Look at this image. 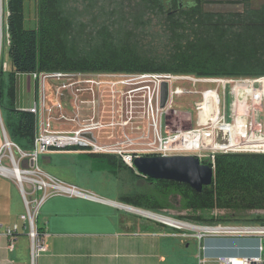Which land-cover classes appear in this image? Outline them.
Instances as JSON below:
<instances>
[{
  "label": "trees",
  "instance_id": "obj_1",
  "mask_svg": "<svg viewBox=\"0 0 264 264\" xmlns=\"http://www.w3.org/2000/svg\"><path fill=\"white\" fill-rule=\"evenodd\" d=\"M250 1H241L242 11L223 13L206 11V0H38V27L26 29L24 0H10V97L16 94L15 73L264 77V3L252 7ZM16 115L13 138L30 150L35 116ZM88 156L104 157V170L114 174L130 170L115 154ZM214 172V182L202 192L187 183L146 177L155 189L120 200L151 210L167 209L171 198L180 197L182 208L194 213L264 211V153H219ZM254 220L264 224V216Z\"/></svg>",
  "mask_w": 264,
  "mask_h": 264
},
{
  "label": "crops",
  "instance_id": "obj_2",
  "mask_svg": "<svg viewBox=\"0 0 264 264\" xmlns=\"http://www.w3.org/2000/svg\"><path fill=\"white\" fill-rule=\"evenodd\" d=\"M9 3L10 0H0V149L7 139L22 151L31 152L34 147L24 150L13 138L18 121L16 112H30V109L37 107V113L34 114L37 136L42 123L50 118L48 108L58 104L62 105V109H57L51 119L56 132L71 133L83 121L95 119L102 125L93 132L96 143L103 147L114 146L111 145L112 138L117 137L119 131L109 126V120L104 122V111L97 112L98 99L88 97L89 92L79 94L75 88H71L63 91L61 96L58 93L59 81L48 79L51 82L49 91L48 80L44 81L39 75L34 76V73L45 72L15 73L16 94L11 99L10 87L14 67L9 56ZM24 26L26 29H37L38 0H24ZM5 63L7 71H4ZM82 99L86 100H83L86 105L79 106L78 101ZM62 115L75 121H65L61 119ZM95 150L97 151V146L93 152ZM40 158L44 164L39 159V166L45 173L75 187L84 195H52L42 203L35 227L40 230L47 251L33 258L30 225L21 218L27 213L21 185L13 176L0 172V264H124L126 258L140 255L142 249L160 248L152 240V235H139L136 232L139 223L125 218L124 211L120 209L124 204L101 194L104 189L96 194V190L90 188L74 170L75 167H83L88 160L89 170L102 174L103 179L104 172L119 178L118 173L104 170V157L88 156L87 148L79 147L50 150ZM65 168L70 170L66 171ZM26 187L29 188V185ZM256 212L264 216V211ZM204 225L206 224H194L197 227L196 233L187 236L175 235L193 240L195 245L192 250L189 249L193 264H229L220 260L223 257L259 258L249 264H264L263 223L252 219L246 223L217 224L235 229L251 228L250 232H207ZM15 226V235H7V229H13ZM195 240L199 243L198 249ZM182 242L186 244V241L181 240ZM11 244L13 248L10 247Z\"/></svg>",
  "mask_w": 264,
  "mask_h": 264
},
{
  "label": "built area",
  "instance_id": "obj_3",
  "mask_svg": "<svg viewBox=\"0 0 264 264\" xmlns=\"http://www.w3.org/2000/svg\"><path fill=\"white\" fill-rule=\"evenodd\" d=\"M38 75L41 76L44 81L48 79L59 81L60 85L58 93L61 96H63V91L71 88L81 89V86L85 84L97 86L108 85L114 96L118 93V90L122 88L126 90L125 94L128 95V98L131 100L136 96H142L144 99L145 114L140 116L139 120L143 123L145 121L148 123L149 134H151L149 136L154 138L155 145L151 150L153 153L157 154V156L194 155L199 158L201 162H208L210 163L209 165L214 168L216 155L219 153H264V103H262V98L264 99V77L246 79L215 77L195 78L196 81L216 82L219 85H223L224 98L220 95L218 88L207 90L204 94V101L198 106V125L202 126V128L197 129L194 126L192 114H185L186 116L184 118L189 122L190 127L184 129L182 123L180 125L177 124V121L179 120L178 111L169 109L168 105L173 96L186 92L191 93L189 91L185 92V90L179 86L174 87V82L188 79L186 78L188 77L186 75L165 73H34L35 77ZM113 78H116L117 80H113ZM164 82L168 83L170 94L167 107L162 109L160 106L161 87ZM232 83H235L237 86L234 88V95L232 96V101H230V103L233 104V110L230 114L226 109L225 92L227 91V86ZM255 83H262V89L260 91L255 87L249 88L248 90L242 87V85H252ZM241 88H243L245 92L243 91L240 95L238 90ZM255 91H257L260 103H262L258 110L259 118H254L251 123L246 124L244 123L245 121L242 120L245 115L241 119L236 120L238 118L236 116L238 115L234 112V107H238V104H240L242 100L245 104H253V94ZM244 103L243 105H245ZM222 105H224V109L222 108ZM252 108L255 109L257 107L250 106V109ZM57 109H62V105L58 104L48 108L50 118L42 123L39 134L35 136L34 149L31 152L22 151L18 146L9 142L7 139L0 149V172L5 175L13 176L20 183L22 188L27 213L21 218L22 220L29 222L30 225V237L33 242V258H36L47 251L45 240L41 238V235L35 227L36 217L42 203L52 195H84L75 187L66 185L62 181L45 173L39 166V159L42 154L54 149L83 147L87 148L88 152L95 155L102 153L115 154L125 165L135 171L134 160L139 156L134 153V151H123L118 147L120 145L103 147L97 144L93 132L102 127V125L95 119H87L83 121V123L71 133L56 132L53 129L51 119ZM30 112L36 114L37 107L35 106L30 109ZM170 112H174L173 117H171ZM228 117H230L232 122H228ZM61 119L65 121H75V119H69L65 115H62ZM258 119L262 125L260 130H258V128H260V124L257 122ZM127 124L128 123L125 121H112L109 126L125 127ZM238 126H242L243 128L239 130L237 128ZM236 128L238 130H235ZM220 131H228V145H220L217 143V136ZM127 142L126 144H128ZM96 146L97 151L93 152ZM14 149L17 151H14ZM6 160L10 162V165L5 164ZM16 168L20 172V177H15L12 174V171ZM143 177L146 178V176ZM26 185H29V188H25ZM149 216L170 226L181 227L179 225L170 224L162 219H169L168 217L154 213ZM193 229L196 230L197 227ZM204 229L207 232H250L252 230L251 228L235 229L234 227L221 226H205ZM16 232L17 226L13 227V229H7L6 233L13 237ZM185 236H187V234ZM10 247L13 248V244H11ZM220 260L229 264H249L252 260L257 261L259 258L223 257Z\"/></svg>",
  "mask_w": 264,
  "mask_h": 264
},
{
  "label": "rangeland",
  "instance_id": "obj_4",
  "mask_svg": "<svg viewBox=\"0 0 264 264\" xmlns=\"http://www.w3.org/2000/svg\"><path fill=\"white\" fill-rule=\"evenodd\" d=\"M208 1L205 4L206 11L210 12H236L242 11L244 9V3H241L243 0H206ZM264 3V0H251L250 4L252 7H259ZM7 63L4 64V71H7ZM188 79L178 80L174 82V87L183 88L186 91L191 93H183L180 95H175L171 98L168 108L171 110L178 111L179 122L177 124L180 125L182 123V127L184 129L189 128V122L185 120V114L193 115V124L197 129L202 128V126L198 125L199 119V110L198 106L204 101V94L207 90L218 88L220 95L224 98L223 93V85H219L216 82H204V81H196L195 78H207V77H196L191 75H186ZM260 78V77H259ZM51 80V79H50ZM48 80V88L50 91L51 82ZM113 80H117L113 78ZM262 83H255L252 85H242L243 88L249 89L252 87L258 88L260 91L262 89ZM237 85L235 83L229 84L227 86L226 94V109L231 114L233 110V104L230 103L232 101V96L234 95V88ZM241 88L238 91L240 95L244 91ZM79 94L89 92L88 97L97 98L98 99V111H104V122L106 120L117 121V122H127V126L120 128H115L110 126L111 128L118 129L117 137L114 136L112 138L111 145H120L118 146L123 151H134V153L138 155H145L147 153H153L151 150L154 145V138L149 136V126L145 121L144 123L139 120L140 116H143L145 113L143 97L136 96L133 100L128 98V95L125 94L124 89H119L118 93L114 96L112 94V90L108 85H82L81 90L76 89ZM245 92V91H244ZM253 104H245L244 101L238 104V107H234V112L238 115L236 120L241 119L244 115L243 122L251 123L254 118H259L258 110L260 109V105L264 103V99L262 98V103H260L259 96L257 91L253 94ZM83 100L78 101V105H86L83 103ZM243 103L245 105H243ZM64 104V103H63ZM237 105V104H236ZM259 105V106H258ZM250 106H256L255 109H250ZM63 107H65L63 105ZM224 109V105H222ZM171 117H173L174 112H170ZM114 117V118H113ZM113 118V119H112ZM144 121V120H143ZM182 121V122H181ZM232 122L230 117H228V122ZM260 124V130L262 128L261 122L258 119ZM248 127V126H247ZM128 141V142H127ZM126 142L128 144H126ZM146 156V155H145ZM43 163L42 158H40ZM90 161L86 160L84 166L75 167V171H77L78 175L81 176V179L85 180L88 183L90 188H94L96 190V194L101 192L100 190L104 189V193L102 191L101 194L105 196H109L119 200L124 205L126 203L120 200L122 195H134V194H142L148 191H152L156 188V184H152L148 182L145 177H141L134 169H123L118 171L119 178L114 175L104 172L103 175L97 172H91L89 170ZM6 165H10L8 160L5 161ZM43 166V165H42ZM66 171L70 170V168H65ZM26 188V186H25ZM98 192V193H97ZM129 207H133L127 205ZM135 208V207H133ZM122 212L125 215V218L135 221V223H139V227L135 230L139 235H143L148 233L153 236L154 243L160 248L155 249H142L140 251V255H136L133 257L126 258L123 262L124 264H193L191 254H189V249L192 250L194 247V242L191 238H181L176 237L175 235H188L192 233H196L197 231L193 228L181 226L180 228L175 226H170L162 221L155 220L149 215L138 213L135 210L126 209L120 207ZM138 210L158 214L161 216L168 217L169 219H173L175 221H179L184 224L190 225H199V224H207L204 226H215L217 224H239L246 223L252 219H255V216H259L257 212H246V213H228L225 211L215 210L213 212H189L182 208V203L180 197H174L170 199V207L167 209H147L145 207L137 208ZM261 216V215H260ZM196 217V218H195ZM198 217H202L203 220H199ZM148 226V227H147ZM219 226V225H217ZM181 240L186 241L185 243H181ZM196 242V247L198 249V242ZM157 242V243H156ZM159 243H161L159 246ZM190 244V245H189ZM188 245V247H187ZM196 263H198V258L196 257Z\"/></svg>",
  "mask_w": 264,
  "mask_h": 264
},
{
  "label": "water",
  "instance_id": "obj_5",
  "mask_svg": "<svg viewBox=\"0 0 264 264\" xmlns=\"http://www.w3.org/2000/svg\"><path fill=\"white\" fill-rule=\"evenodd\" d=\"M169 94V85L164 82L161 87L160 106L162 109L168 105ZM217 143L220 145L229 144L228 131L218 132ZM134 166L136 171L143 176L154 180H173L187 183L198 192H202L204 186L212 185L215 177L214 168L209 164L202 163L194 155H139L134 160ZM145 214L147 215V213Z\"/></svg>",
  "mask_w": 264,
  "mask_h": 264
},
{
  "label": "bare ground",
  "instance_id": "obj_6",
  "mask_svg": "<svg viewBox=\"0 0 264 264\" xmlns=\"http://www.w3.org/2000/svg\"><path fill=\"white\" fill-rule=\"evenodd\" d=\"M239 130L240 129H242L243 127L242 126H238L237 127ZM235 129V130H238V129ZM95 152H96V150H95ZM12 174L15 176V177H20V172L18 171V169L16 168L14 171H12ZM123 208H126V209H131V210H135V211H137L138 213L140 212V213H147L148 215H152L151 213H149V212H145V211H141V210H137V209H135V208H133V207H129V206H125V205H121ZM162 219H164V221H166V222H168V223H170V224H174V225H179V226H184V227H189V228H195L194 226H191V225H188V224H184V223H180V222H177V221H174V220H171V219H167V218H162Z\"/></svg>",
  "mask_w": 264,
  "mask_h": 264
}]
</instances>
